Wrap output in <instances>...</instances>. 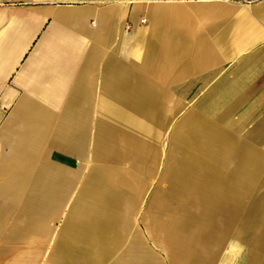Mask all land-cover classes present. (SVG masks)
Listing matches in <instances>:
<instances>
[{"label":"crops","instance_id":"1","mask_svg":"<svg viewBox=\"0 0 264 264\" xmlns=\"http://www.w3.org/2000/svg\"><path fill=\"white\" fill-rule=\"evenodd\" d=\"M0 264H264V0H0Z\"/></svg>","mask_w":264,"mask_h":264},{"label":"rangeland","instance_id":"2","mask_svg":"<svg viewBox=\"0 0 264 264\" xmlns=\"http://www.w3.org/2000/svg\"><path fill=\"white\" fill-rule=\"evenodd\" d=\"M234 147H235V146H233V145H232V147H231V150H232V151H231V157H232V155H233L234 152H235V151H234ZM226 151H227V153H226L227 155H226V156L229 158L230 156L228 155V154H229V153H228V150L226 149ZM252 155L255 156V154H252ZM256 155H257V154H256ZM226 156H225V158H226ZM257 156L259 157V155H257ZM257 156H256V157H257ZM231 157H230V158H231ZM230 158H229V159H230ZM226 160H227V158H226ZM233 160H234V161H233ZM243 160H244V158H241V159H240L239 157H238V158H234V157H233V158L231 159V161H233V163H237V164H245V163H243V162H245V161H243ZM248 168H250V167H248ZM248 170H249V169H248ZM252 173H254V172H248V173H247L248 180H250L251 177H254V176H250ZM237 179H239V177H237Z\"/></svg>","mask_w":264,"mask_h":264},{"label":"bare ground","instance_id":"3","mask_svg":"<svg viewBox=\"0 0 264 264\" xmlns=\"http://www.w3.org/2000/svg\"><path fill=\"white\" fill-rule=\"evenodd\" d=\"M214 143H215V145H214L215 146V150H217V151L225 148L224 147L225 143L223 141H214ZM247 161H248V163H250L251 166H255L257 164L253 159L247 158ZM250 176H255V172L252 173Z\"/></svg>","mask_w":264,"mask_h":264}]
</instances>
